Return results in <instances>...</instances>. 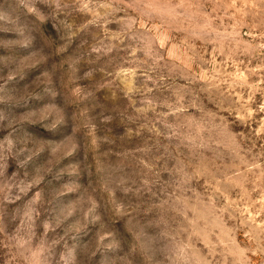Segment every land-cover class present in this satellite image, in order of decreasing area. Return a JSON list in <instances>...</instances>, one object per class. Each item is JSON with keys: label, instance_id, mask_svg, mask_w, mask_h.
I'll use <instances>...</instances> for the list:
<instances>
[{"label": "rangeland", "instance_id": "rangeland-1", "mask_svg": "<svg viewBox=\"0 0 264 264\" xmlns=\"http://www.w3.org/2000/svg\"><path fill=\"white\" fill-rule=\"evenodd\" d=\"M0 264H264V0H0Z\"/></svg>", "mask_w": 264, "mask_h": 264}]
</instances>
